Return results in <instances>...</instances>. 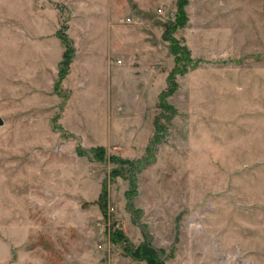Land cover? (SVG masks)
I'll return each mask as SVG.
<instances>
[{"label": "rangeland", "instance_id": "rangeland-1", "mask_svg": "<svg viewBox=\"0 0 264 264\" xmlns=\"http://www.w3.org/2000/svg\"><path fill=\"white\" fill-rule=\"evenodd\" d=\"M179 1L0 0V264H264V0Z\"/></svg>", "mask_w": 264, "mask_h": 264}, {"label": "trees", "instance_id": "trees-1", "mask_svg": "<svg viewBox=\"0 0 264 264\" xmlns=\"http://www.w3.org/2000/svg\"><path fill=\"white\" fill-rule=\"evenodd\" d=\"M183 1L184 0H180L178 2V8L175 12V20L170 22L169 28L171 29V31L177 26V23L182 24V22H184L186 19L184 9H182ZM171 31H168V29H167L166 36L170 40L169 41V48H170L171 53L173 54L174 65L171 68V70L167 76L166 88L159 93L158 106L161 108V111L154 118L155 131L153 133L152 141L150 142V144L146 145V147H145V152H146L145 156L146 157H143V158L141 157V158L135 159V160H137L136 163H138V166L140 164L141 167L149 162V159L152 157V155L155 151V143L159 141L161 133L165 131V125L166 124L161 120L160 114L165 116L167 119H169L175 112V107L173 106V104H171L168 101V96H170L172 94V92L176 89V87L178 85V83L173 79V77L175 78V76L177 74L184 73L187 69L186 67H187L188 62H190L189 51H188L187 47L180 44L178 42V40L173 38V36H171ZM57 33L60 35V38L64 44V49L62 51L61 59L58 63V74H57L58 80H57L56 85H58L59 81L63 78V76L67 72L69 63L71 61V53H73V45L71 44V39L63 31V28L58 29ZM166 112H168V114H165ZM97 157L99 159H102L100 154H98ZM112 158H113L112 159L113 162H119L121 165L122 164L125 165V163L128 162L131 165L130 169L133 168L132 165H133L134 161L132 159L122 158L120 156H112ZM120 168L122 169V167H114L113 168L114 174H120V172H119V171H121ZM102 192H103V190H102ZM101 196H102V198L104 197V192H103V194H101ZM115 229L116 228H114L111 231V239H112L111 241H113V242L117 241L118 238L122 237L121 231L118 229H116V231H114ZM127 246H129V245H127ZM127 246H125V250L130 255H133V256H136V254L140 255V256L143 255L146 258H148L149 264H153V263L156 264V262H157L156 256H155L156 248H153L152 246H150L146 243H141L139 246H137V249H134V250L126 248Z\"/></svg>", "mask_w": 264, "mask_h": 264}, {"label": "built area", "instance_id": "built-area-1", "mask_svg": "<svg viewBox=\"0 0 264 264\" xmlns=\"http://www.w3.org/2000/svg\"><path fill=\"white\" fill-rule=\"evenodd\" d=\"M160 9H161V8H159V10H160ZM126 19L129 21V20H130V17H127ZM114 228H115V227H114ZM114 228H113V229H114ZM108 229H109V230H108V233H109L110 228L108 227Z\"/></svg>", "mask_w": 264, "mask_h": 264}, {"label": "water", "instance_id": "water-1", "mask_svg": "<svg viewBox=\"0 0 264 264\" xmlns=\"http://www.w3.org/2000/svg\"><path fill=\"white\" fill-rule=\"evenodd\" d=\"M3 123V118L0 116V124Z\"/></svg>", "mask_w": 264, "mask_h": 264}]
</instances>
